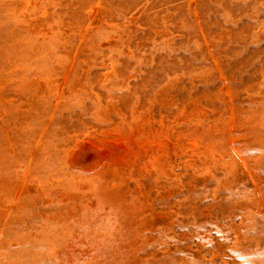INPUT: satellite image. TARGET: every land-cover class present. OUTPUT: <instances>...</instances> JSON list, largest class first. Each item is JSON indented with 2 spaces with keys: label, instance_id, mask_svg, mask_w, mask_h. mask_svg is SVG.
<instances>
[{
  "label": "rangeland",
  "instance_id": "rangeland-1",
  "mask_svg": "<svg viewBox=\"0 0 264 264\" xmlns=\"http://www.w3.org/2000/svg\"><path fill=\"white\" fill-rule=\"evenodd\" d=\"M264 264V0H0V264Z\"/></svg>",
  "mask_w": 264,
  "mask_h": 264
},
{
  "label": "bare ground",
  "instance_id": "bare-ground-1",
  "mask_svg": "<svg viewBox=\"0 0 264 264\" xmlns=\"http://www.w3.org/2000/svg\"><path fill=\"white\" fill-rule=\"evenodd\" d=\"M23 264V263H22Z\"/></svg>",
  "mask_w": 264,
  "mask_h": 264
}]
</instances>
